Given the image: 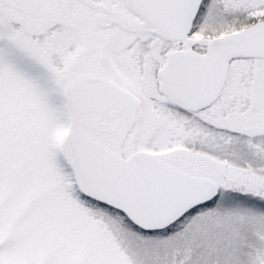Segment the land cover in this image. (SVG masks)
<instances>
[{"label":"snow or ice","instance_id":"obj_1","mask_svg":"<svg viewBox=\"0 0 264 264\" xmlns=\"http://www.w3.org/2000/svg\"><path fill=\"white\" fill-rule=\"evenodd\" d=\"M0 264H264V0H0Z\"/></svg>","mask_w":264,"mask_h":264}]
</instances>
